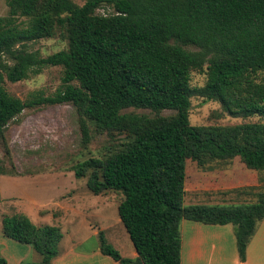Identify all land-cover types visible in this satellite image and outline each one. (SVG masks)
<instances>
[{"label": "trees", "instance_id": "16d2710c", "mask_svg": "<svg viewBox=\"0 0 264 264\" xmlns=\"http://www.w3.org/2000/svg\"><path fill=\"white\" fill-rule=\"evenodd\" d=\"M8 6L9 16L0 17V139L26 109L69 103L98 131L128 139L105 159L75 170L94 195H123L118 214L138 257H123L100 231L102 254L120 264H182L181 223L188 220L234 225L244 264L264 219V195L243 206H185L187 161L239 157L243 172H264V122L198 127L191 125L190 111L198 93L233 117L264 120V0H86L83 6L10 0ZM104 6L113 13L98 14ZM19 18L29 19L28 25L18 26ZM58 27L67 50L42 58L27 49L54 37ZM49 66L64 68L63 89L55 96L23 101L6 91V80L18 83ZM205 70V87L193 88L192 74ZM130 108L157 116L122 113ZM163 111L175 114L160 116ZM82 131L88 140L85 122ZM2 231L31 245L41 256L37 264H52L64 237L59 227H39L24 213L4 216ZM0 264H7L1 252Z\"/></svg>", "mask_w": 264, "mask_h": 264}, {"label": "rangeland", "instance_id": "374dc122", "mask_svg": "<svg viewBox=\"0 0 264 264\" xmlns=\"http://www.w3.org/2000/svg\"><path fill=\"white\" fill-rule=\"evenodd\" d=\"M9 1L0 0V17L9 16ZM73 2L83 6L86 0ZM97 13L107 15L113 13V9L104 6ZM28 23L27 18L16 21L20 27H25ZM68 45L64 28L58 27L54 37L28 43L27 49L47 58L67 50ZM189 49L196 50L192 47ZM63 78V67L49 66L38 73L32 72L28 79L18 83L6 80L4 87L11 96L27 101L40 93L45 97L55 96L63 89ZM206 82V70L192 74L193 88L202 89ZM74 84L79 86L77 82ZM122 113L157 116L149 109L130 108ZM174 114V111L159 113L166 117ZM83 122L89 129L88 140L82 131ZM259 122L264 120L257 116L233 117L224 110L221 103L207 101L198 93L192 98V126L227 127ZM127 141L126 136L121 133L98 131L95 122L71 103L26 109L9 123L5 138L0 139V232L4 216L24 213L34 220L38 211L36 207L39 206L43 212L55 214L56 223H62L64 239L61 248H70L74 243L82 246L83 250L93 248L98 239L93 228L99 226L128 258L134 245L123 223L115 224V219H120L118 205L123 195L110 192L104 196H96L90 191L87 179H77L75 176V170L84 162L105 159ZM187 167L188 194L185 206H243L254 204L260 195H264V172H243L241 167L246 166L239 157L206 161L203 165L188 160ZM240 180L245 181L239 183ZM46 222L43 223L45 225L36 224L52 226ZM74 224L78 230L73 232ZM35 258L33 254L24 264L36 262L38 259Z\"/></svg>", "mask_w": 264, "mask_h": 264}, {"label": "crops", "instance_id": "0c3cea01", "mask_svg": "<svg viewBox=\"0 0 264 264\" xmlns=\"http://www.w3.org/2000/svg\"><path fill=\"white\" fill-rule=\"evenodd\" d=\"M190 195L192 196V193ZM222 203H225V201ZM36 208L38 211L35 210L36 215L34 216V220L25 214L35 225L43 227L36 224V222L43 224L48 221L52 226L62 228L61 222L56 223L55 214L45 213L41 210L42 207L40 208L39 206ZM121 222V219H115V224H120ZM93 229L95 230L94 235L98 237L96 245L93 248L83 250L81 249L82 246L80 247L74 243L72 247L63 249L61 248L62 240L59 245V255L53 260L52 264H120L111 257L103 255L101 252L99 232L103 231L105 233V231L99 226ZM72 230L73 232L78 230L75 224L72 226ZM106 238L123 257L127 258L125 254H122L120 248L113 244L107 236ZM181 240L182 264H242L237 245L235 226L232 224L223 226L206 225L200 222L184 220L181 223ZM0 248V252L7 260V264H24L25 260L33 254H35V259L38 260L32 264H37L41 261V256L31 245L22 244L6 237L2 229L0 232ZM137 257L138 254L134 247L128 258L136 259ZM244 264H264V219L259 222L256 233L248 245L246 262Z\"/></svg>", "mask_w": 264, "mask_h": 264}]
</instances>
